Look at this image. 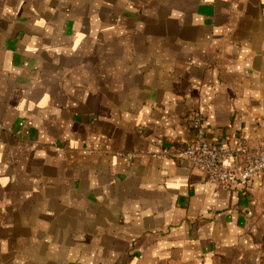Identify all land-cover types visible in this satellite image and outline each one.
<instances>
[{
  "label": "crops",
  "instance_id": "crops-1",
  "mask_svg": "<svg viewBox=\"0 0 264 264\" xmlns=\"http://www.w3.org/2000/svg\"><path fill=\"white\" fill-rule=\"evenodd\" d=\"M192 111L264 142V0H0V264H264V173L151 156Z\"/></svg>",
  "mask_w": 264,
  "mask_h": 264
},
{
  "label": "built area",
  "instance_id": "built-area-1",
  "mask_svg": "<svg viewBox=\"0 0 264 264\" xmlns=\"http://www.w3.org/2000/svg\"><path fill=\"white\" fill-rule=\"evenodd\" d=\"M186 119L191 129L188 143L181 148L162 146L151 153L152 157L186 162L203 171L218 186L245 185L254 174L264 173V142L250 146L242 137L233 146L212 142L206 139L204 122L198 112H190Z\"/></svg>",
  "mask_w": 264,
  "mask_h": 264
}]
</instances>
